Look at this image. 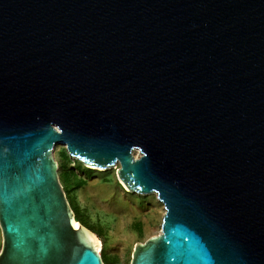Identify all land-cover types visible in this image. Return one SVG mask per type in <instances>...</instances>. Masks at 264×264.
<instances>
[{
	"label": "water",
	"instance_id": "water-1",
	"mask_svg": "<svg viewBox=\"0 0 264 264\" xmlns=\"http://www.w3.org/2000/svg\"><path fill=\"white\" fill-rule=\"evenodd\" d=\"M57 144L163 203L130 264H264V0H0V264H104Z\"/></svg>",
	"mask_w": 264,
	"mask_h": 264
},
{
	"label": "rangeland",
	"instance_id": "rangeland-1",
	"mask_svg": "<svg viewBox=\"0 0 264 264\" xmlns=\"http://www.w3.org/2000/svg\"><path fill=\"white\" fill-rule=\"evenodd\" d=\"M139 152L134 151L137 156ZM58 175L79 221L101 241L98 248L104 264H130L134 246L161 232L165 208L156 193L128 191L117 176V168H91L70 156L64 144L53 148ZM0 228V250L2 247Z\"/></svg>",
	"mask_w": 264,
	"mask_h": 264
},
{
	"label": "trees",
	"instance_id": "trees-1",
	"mask_svg": "<svg viewBox=\"0 0 264 264\" xmlns=\"http://www.w3.org/2000/svg\"><path fill=\"white\" fill-rule=\"evenodd\" d=\"M73 208V210H74V212H75V215H76V220L79 218V216H80V212H79V210L76 208V207H72ZM79 220V219H78Z\"/></svg>",
	"mask_w": 264,
	"mask_h": 264
},
{
	"label": "bare ground",
	"instance_id": "bare-ground-1",
	"mask_svg": "<svg viewBox=\"0 0 264 264\" xmlns=\"http://www.w3.org/2000/svg\"><path fill=\"white\" fill-rule=\"evenodd\" d=\"M125 187V186H124ZM79 222V221H78ZM99 240V239H98ZM99 245L101 246V241L99 240ZM100 246H98V248L100 247Z\"/></svg>",
	"mask_w": 264,
	"mask_h": 264
}]
</instances>
